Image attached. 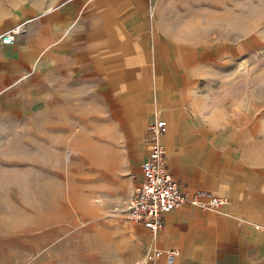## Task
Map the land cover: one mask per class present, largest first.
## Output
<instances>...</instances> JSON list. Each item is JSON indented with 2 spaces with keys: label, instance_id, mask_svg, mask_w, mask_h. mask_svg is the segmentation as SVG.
<instances>
[{
  "label": "crops",
  "instance_id": "0c3cea01",
  "mask_svg": "<svg viewBox=\"0 0 264 264\" xmlns=\"http://www.w3.org/2000/svg\"><path fill=\"white\" fill-rule=\"evenodd\" d=\"M226 1L0 0V33L20 25L0 49V116L87 110L120 142L126 164L123 177L104 168L109 196L83 202V225L80 200L74 191L65 198L62 183L0 181V264H135L171 248L172 264H264V165L242 144L240 117L209 87L210 71L239 44L216 25ZM156 118L166 121V168L179 188L226 202L181 203L152 235L126 214L97 216L133 196Z\"/></svg>",
  "mask_w": 264,
  "mask_h": 264
},
{
  "label": "rangeland",
  "instance_id": "374dc122",
  "mask_svg": "<svg viewBox=\"0 0 264 264\" xmlns=\"http://www.w3.org/2000/svg\"><path fill=\"white\" fill-rule=\"evenodd\" d=\"M226 2L229 12L220 13L218 17L210 14V17L215 16L219 21L216 25L226 39L239 44L228 52L230 57H224V62L210 71L209 87L215 101L240 117L242 144L263 167L264 0ZM97 121L90 118L87 110H68L60 115L53 112L1 115L0 181L39 179L48 183L50 190L59 188L62 183L65 198L71 197L74 191L80 200L83 225L88 220L85 211L88 207L83 202L88 206L103 205V200L109 196L107 178L111 175L104 168L116 165L118 175L123 177L126 166L120 142L106 138V127L97 125ZM106 143L113 150L111 159L104 154ZM114 144L118 147H112ZM127 188L130 189V184ZM128 200L114 206L105 205L97 219L103 218L106 211L127 215Z\"/></svg>",
  "mask_w": 264,
  "mask_h": 264
},
{
  "label": "built area",
  "instance_id": "2783aa9c",
  "mask_svg": "<svg viewBox=\"0 0 264 264\" xmlns=\"http://www.w3.org/2000/svg\"><path fill=\"white\" fill-rule=\"evenodd\" d=\"M20 32V25H15L0 33V49L13 42ZM167 125L163 118L148 122L147 156L140 164L142 177L134 189L133 196L127 202V218L132 224L142 225L154 235L163 224V215L184 202H189L202 209H218L226 198L216 195L210 190L197 188L187 194L179 188L178 182L166 168L167 151L161 136ZM179 253L177 249H153L145 253L135 264L153 262L156 257L163 256L165 264H172Z\"/></svg>",
  "mask_w": 264,
  "mask_h": 264
}]
</instances>
